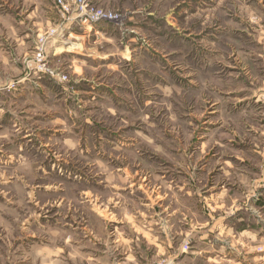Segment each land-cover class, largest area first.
I'll return each mask as SVG.
<instances>
[{"label": "rangeland", "instance_id": "1", "mask_svg": "<svg viewBox=\"0 0 264 264\" xmlns=\"http://www.w3.org/2000/svg\"><path fill=\"white\" fill-rule=\"evenodd\" d=\"M92 1L0 0V264H264V0Z\"/></svg>", "mask_w": 264, "mask_h": 264}, {"label": "built area", "instance_id": "2", "mask_svg": "<svg viewBox=\"0 0 264 264\" xmlns=\"http://www.w3.org/2000/svg\"><path fill=\"white\" fill-rule=\"evenodd\" d=\"M58 4L62 7L64 14L75 13L73 21L82 26L91 27L99 22H117L121 18L119 14L112 11L96 9L92 0H70V2L58 0ZM43 51L42 49L38 50L37 58L40 63L45 61Z\"/></svg>", "mask_w": 264, "mask_h": 264}, {"label": "crops", "instance_id": "3", "mask_svg": "<svg viewBox=\"0 0 264 264\" xmlns=\"http://www.w3.org/2000/svg\"><path fill=\"white\" fill-rule=\"evenodd\" d=\"M72 36H78V35H76V33H75V34H72Z\"/></svg>", "mask_w": 264, "mask_h": 264}]
</instances>
